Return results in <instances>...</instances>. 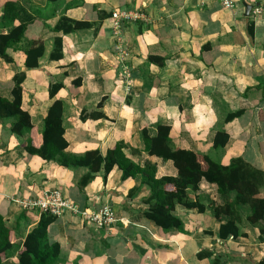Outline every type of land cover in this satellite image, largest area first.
Listing matches in <instances>:
<instances>
[{
    "label": "crops",
    "instance_id": "crops-1",
    "mask_svg": "<svg viewBox=\"0 0 264 264\" xmlns=\"http://www.w3.org/2000/svg\"><path fill=\"white\" fill-rule=\"evenodd\" d=\"M262 1L234 0L230 11L219 0H18L19 19L12 23L2 19L0 4V34L27 23L22 42L7 51L13 63L0 59V97L11 100L12 78L24 73L21 109L32 125L19 137L11 134L10 122L0 120V216L13 229L15 242L13 256L4 264H17L26 235L42 215L26 204L54 190L80 211L108 206L116 220L98 229L70 212L56 218L47 229L48 242L60 247L56 264L264 260V220L250 224L249 208L234 205V193L222 198L216 185L201 180L188 200L202 205L203 213L176 204L173 215L182 229L163 231L145 218L150 190L141 175L123 180L115 166L106 181L101 170L79 189L87 168L65 169L26 152L28 142L41 146L43 121L59 101L68 154L97 151L105 156L121 143L134 164L156 167V179L174 178L171 161L144 152L141 131L152 137L162 125L171 129V150L193 152L199 161L206 156L223 167L241 159L264 174V9L253 13ZM115 12L140 19L123 21L116 33ZM62 19L81 26L56 30ZM57 39L61 58L51 60ZM31 43L43 44L44 54L38 68L27 70L24 50ZM150 57L163 64L149 62ZM56 84L61 88L51 99L49 87ZM235 113L240 115L227 122ZM218 131L228 141L215 149ZM257 197L264 199V187ZM226 202L233 206L231 213L215 217L214 209ZM231 218L239 236L220 239V226Z\"/></svg>",
    "mask_w": 264,
    "mask_h": 264
},
{
    "label": "trees",
    "instance_id": "trees-1",
    "mask_svg": "<svg viewBox=\"0 0 264 264\" xmlns=\"http://www.w3.org/2000/svg\"><path fill=\"white\" fill-rule=\"evenodd\" d=\"M17 1L0 0V4L3 6L2 19H8L11 21L10 23L19 19ZM68 24L71 25L67 26ZM26 25V22L21 21L20 25L14 27L9 33L0 34V59L6 64L13 63L7 51L16 49L22 42ZM80 26V23L62 19L60 25L55 29L70 32ZM54 44L55 47L50 59L58 60L61 58V41L57 39ZM24 54L26 56L25 68L27 70L36 69L44 54V46L41 43H31L24 50ZM148 61L160 66L163 64L159 58L150 57ZM24 78V73H17L12 78L11 100L0 97V120L10 122L11 134L19 137L32 130L29 114L21 109V84ZM60 88L61 84L50 85L49 97L53 99ZM239 115L240 113L229 114L226 121L229 122ZM155 129V135L152 137L149 136L148 130L141 131L144 152L165 162L171 161L177 170V176L174 178L156 179V167L149 163L145 164L144 167L134 164L125 157L123 152L125 146L121 143L108 150L105 156L97 151L88 152L82 156L68 154L66 152L67 142L63 137L62 104L59 101L52 104L43 121L41 146L34 148L28 142L26 152L29 155L38 156L45 162L56 163L65 169L87 168L89 173L79 180V189L86 186L93 179V175L101 170L103 171L102 179L106 181L108 174L115 166L122 172L123 180L141 175L142 184L148 186L150 190V195L144 201L148 205V209L144 213L145 218L163 231L171 229L181 231L182 229L181 221L173 215L176 204L203 213L204 207L202 205L197 201L188 200V192H196L201 180L216 185L222 198H227L229 194L234 193L233 204L237 207L246 206L249 208L250 215L247 221L250 224H257L264 220V199L257 197L259 190L264 187L263 173L252 169L241 159H234L228 167H223L206 156L199 161L193 152L179 149L171 150L169 139L171 129L162 125L156 126ZM227 141L228 135L218 131L214 138L213 147L215 149L224 148ZM232 207L228 202L222 207H216L214 209L215 217L218 218L220 214L229 215ZM55 220V217L41 215L36 227L26 235L23 241L22 251L17 257V264L57 263L60 247L57 243L50 244L47 239V229ZM238 231L236 220L231 218L227 223L220 226L218 237L220 239H226L229 236L237 238L239 236ZM261 233L264 234V229L261 230ZM14 249V231L7 226L0 216V264H4V260L13 256ZM260 264H264V260Z\"/></svg>",
    "mask_w": 264,
    "mask_h": 264
},
{
    "label": "built area",
    "instance_id": "built-area-1",
    "mask_svg": "<svg viewBox=\"0 0 264 264\" xmlns=\"http://www.w3.org/2000/svg\"><path fill=\"white\" fill-rule=\"evenodd\" d=\"M219 2L225 10L232 11L234 9V0H219ZM262 9H264V0L261 6L254 8L253 13L257 14ZM111 19L113 30L117 33L123 21H135L140 19V16L128 12H115L111 15ZM26 205L31 208H37L42 214L55 218L60 217L65 212H70L79 215L87 225L98 229L110 227L116 222L110 207L105 206L97 211H80L73 203L63 198L62 194L57 190L47 191L40 198Z\"/></svg>",
    "mask_w": 264,
    "mask_h": 264
}]
</instances>
